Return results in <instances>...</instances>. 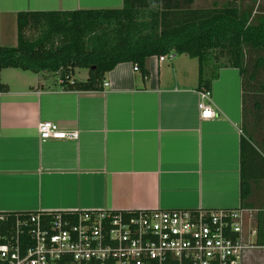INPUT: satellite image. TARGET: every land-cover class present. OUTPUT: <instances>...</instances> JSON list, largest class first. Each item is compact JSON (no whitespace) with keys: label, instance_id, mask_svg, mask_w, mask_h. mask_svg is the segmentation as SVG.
Returning a JSON list of instances; mask_svg holds the SVG:
<instances>
[{"label":"crops","instance_id":"crops-1","mask_svg":"<svg viewBox=\"0 0 264 264\" xmlns=\"http://www.w3.org/2000/svg\"><path fill=\"white\" fill-rule=\"evenodd\" d=\"M122 5L123 0H0V45L20 12ZM147 67L143 79L134 66L121 64L105 76L109 87L97 92H62L47 74L1 72L0 213L239 209L238 71L219 70L211 89L214 117L201 119L196 60L152 58ZM41 122L79 138L43 142ZM256 251L264 249L247 258Z\"/></svg>","mask_w":264,"mask_h":264},{"label":"trees","instance_id":"trees-1","mask_svg":"<svg viewBox=\"0 0 264 264\" xmlns=\"http://www.w3.org/2000/svg\"><path fill=\"white\" fill-rule=\"evenodd\" d=\"M195 4L123 0L120 9L20 12L16 45H0V73L47 74L62 81V92H97L121 64L137 67L145 79L148 60L184 56L197 61V91L211 93L220 69H236L242 91L239 209L253 213L254 244L264 249V0ZM79 69L88 71L86 81L75 78Z\"/></svg>","mask_w":264,"mask_h":264},{"label":"built area","instance_id":"built-area-1","mask_svg":"<svg viewBox=\"0 0 264 264\" xmlns=\"http://www.w3.org/2000/svg\"><path fill=\"white\" fill-rule=\"evenodd\" d=\"M108 87L104 81L102 88ZM198 96L201 119L213 118L211 93ZM37 132L43 142L79 138L52 122L39 123ZM247 215L240 209L35 212L13 218L0 213V264H245L258 249L254 219Z\"/></svg>","mask_w":264,"mask_h":264},{"label":"rangeland","instance_id":"rangeland-1","mask_svg":"<svg viewBox=\"0 0 264 264\" xmlns=\"http://www.w3.org/2000/svg\"><path fill=\"white\" fill-rule=\"evenodd\" d=\"M226 0H196V4L195 7L197 8H212L213 4L217 3V7H220V5L222 3H224ZM7 37V41L4 42V46H14L16 45V24L15 26L12 27H7V29H5V38ZM17 38V37H16ZM13 44V45H11ZM169 59L166 60V64H170ZM14 69H8V70H3L2 71V75L5 77V75L7 73H9V71H12ZM19 71V70H18ZM88 73L87 70H83V69H79L76 71V75L75 78L78 81H83V79L85 78L86 74ZM258 141H260V138H257ZM249 218L251 217V215H247ZM254 224V223H252ZM245 264H264V251H256L253 254H250L249 257L246 259V263Z\"/></svg>","mask_w":264,"mask_h":264}]
</instances>
